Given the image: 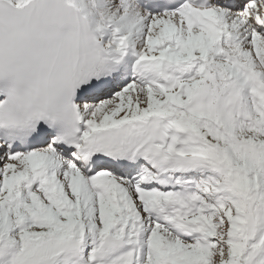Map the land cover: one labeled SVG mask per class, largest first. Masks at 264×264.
<instances>
[{"label":"snow or ice","instance_id":"snow-or-ice-1","mask_svg":"<svg viewBox=\"0 0 264 264\" xmlns=\"http://www.w3.org/2000/svg\"><path fill=\"white\" fill-rule=\"evenodd\" d=\"M0 264H264V0H0Z\"/></svg>","mask_w":264,"mask_h":264}]
</instances>
